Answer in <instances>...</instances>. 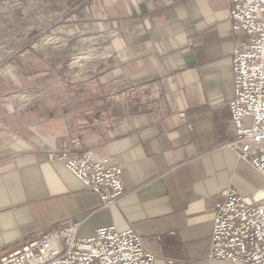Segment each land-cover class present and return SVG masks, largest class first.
<instances>
[{
    "label": "crops",
    "instance_id": "1",
    "mask_svg": "<svg viewBox=\"0 0 264 264\" xmlns=\"http://www.w3.org/2000/svg\"><path fill=\"white\" fill-rule=\"evenodd\" d=\"M73 13L65 47L0 69V256L72 218L82 237L135 230L155 264H234L210 257L216 203L230 188L258 200L264 176L229 145L246 38L229 0H88ZM66 138L123 168L120 199L102 205L49 158Z\"/></svg>",
    "mask_w": 264,
    "mask_h": 264
},
{
    "label": "built area",
    "instance_id": "2",
    "mask_svg": "<svg viewBox=\"0 0 264 264\" xmlns=\"http://www.w3.org/2000/svg\"><path fill=\"white\" fill-rule=\"evenodd\" d=\"M229 4L232 28L246 37L235 45L232 57L235 97L229 107L236 137L229 145L264 176V0H229ZM63 40L65 44L69 39ZM80 145L79 138L63 139L49 158L63 161L99 195L102 205L115 203L126 191L123 168L90 150L77 152ZM223 196L216 203L210 257L264 264V188L258 200L234 188ZM81 224L72 218L55 223L1 255L0 264H155L156 254L145 249L135 230L111 225L98 228L91 237H80Z\"/></svg>",
    "mask_w": 264,
    "mask_h": 264
},
{
    "label": "rangeland",
    "instance_id": "3",
    "mask_svg": "<svg viewBox=\"0 0 264 264\" xmlns=\"http://www.w3.org/2000/svg\"><path fill=\"white\" fill-rule=\"evenodd\" d=\"M84 1L0 0V69L20 59L25 52L37 54L43 48H56L57 43L63 48L69 41L62 43L68 38L66 28L75 20L73 12L88 2ZM80 56L82 50L70 62L80 64L83 61ZM78 235L84 234L79 231Z\"/></svg>",
    "mask_w": 264,
    "mask_h": 264
}]
</instances>
